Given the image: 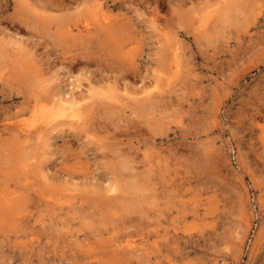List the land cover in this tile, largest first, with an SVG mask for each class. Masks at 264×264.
I'll return each instance as SVG.
<instances>
[{
  "label": "rangeland",
  "instance_id": "rangeland-1",
  "mask_svg": "<svg viewBox=\"0 0 264 264\" xmlns=\"http://www.w3.org/2000/svg\"><path fill=\"white\" fill-rule=\"evenodd\" d=\"M32 1L0 0V264H264V0ZM93 80L131 94L33 146L57 85Z\"/></svg>",
  "mask_w": 264,
  "mask_h": 264
},
{
  "label": "bare ground",
  "instance_id": "bare-ground-1",
  "mask_svg": "<svg viewBox=\"0 0 264 264\" xmlns=\"http://www.w3.org/2000/svg\"><path fill=\"white\" fill-rule=\"evenodd\" d=\"M27 4H29V5H31V7H30V10H33V12L35 11L36 12V14L38 15L39 14V16H41L40 15V12H38V11H36V9L37 8H41V7H43V6H39V4L37 3V2H34V1H30V0H28V2H27V0H24ZM61 4H62V2H60ZM64 3V2H63ZM56 5V4H55ZM54 5V6H55ZM27 6V5H26ZM63 6V5H62ZM34 12V13H35ZM35 14V15H36ZM222 14H226V11H224L223 10V13ZM55 17V16H54ZM226 17V16H225ZM229 17V16H228ZM20 39H22V38H20ZM12 41H13V39H12ZM19 43V42H21V41H19V40H16L15 42L13 41V43ZM16 45V44H15ZM20 45V48H21V44H19ZM16 49H17V46L15 47ZM24 48H26V47H23V49ZM22 49V48H21ZM24 50H26V55L28 54H31V53H29L30 51H28L29 49L27 48V49H24ZM23 52V51H22ZM21 54V53H20ZM25 54V53H24ZM33 55V54H32ZM23 56V55H22ZM29 56H31V55H29ZM24 57V56H23ZM27 57V56H26ZM32 60L31 61H34V62H36L37 63V61H35V58H33V56H32V58H31ZM34 59V60H33ZM177 60H178V58H177ZM31 61L29 62L30 63V66L31 65H33L32 63H31ZM35 63V65L37 66V64ZM27 66V65H26ZM38 66H40V65H38ZM37 66V68H41V67H38ZM26 68V67H25ZM27 68H29V67H27ZM34 70V69H33ZM38 70V69H37ZM35 72V71H34ZM40 72V71H39ZM32 74H34V73H32ZM43 75V72H42V74H41V76ZM43 77V76H42ZM53 80H54V78H52ZM39 80H41V79H39ZM44 80H45V84H47V81H46V78H44ZM48 80H50V78L48 79ZM92 80V79H91ZM32 81V80H31ZM44 81H43V79H42V83H43ZM59 82V81H58ZM58 82H56V83H58ZM48 83H50V81H48ZM53 83V82H52ZM79 83V82H78ZM81 83V82H80ZM92 84H94L93 86H91ZM96 83L94 82V80H93V82L91 83V85H89V87L85 90V91H82L83 90V88L81 89V84H78L77 85V83H76V85L77 86H75V83H73V85H74V89H75V87H76V89H77V87H78V90H81L80 91V93L79 94H75V93H72L71 91L70 92H65V91H63V90H61L60 89V85H57V87L58 88H56L55 89V91L53 90V88H52V90H53V92H52V94H51V100L49 101H47V103H48V106H46L45 104V106H43V108H45L44 110L41 108V110H43L42 111V113L40 114L41 115V121H43V122H41V124L42 125H40L39 127H40V129L38 130L37 128H36V130H35V132H33V134H28L27 133V136H26V133H25V135L22 133V131L23 130H25V129H23V130H21V132H18V133H22L23 134V140L22 141H24L23 142V144H25V140H24V138H25V136H26V138H32V139H34V143L32 142V145L34 146H40V145H42V146H49L51 143L48 141L49 140V132L47 131V130H50V131H58L59 129H63V127H72L71 129H73L74 128V126H76V125H79V124H84V120L86 119V116H87V114H89V113H87L90 109H93L94 110V108L95 109H97L98 108V105L97 104H95L96 102H94V101H96V99H98L97 101H99L98 102V104H100L101 103V101L99 100V99H101V97L103 96L104 98L105 97H109V100L111 99V101H112V103H113V100H117L118 99V102L119 101H121L119 98H123L124 99V97H126V95H127V97L126 98H128L129 96V93L131 94V92H129V90L127 89V88H129V86L126 88H124L123 89V91H124V93H126V95H122V93H120L119 92V88H115V87H112V89L111 90H107V89H97L96 88V85H95ZM33 85V84H32ZM50 85V84H49ZM44 86V85H43ZM51 87V86H50ZM98 87V86H97ZM101 87V86H100ZM109 87H111V86H109ZM108 87V89H110ZM117 87V86H116ZM41 88H43V87H41ZM69 88V87H68ZM67 88V89H68ZM73 88V87H72ZM80 88V89H79ZM66 89V91H68ZM132 89V88H131ZM69 90H71V88L69 89ZM132 91V90H131ZM134 91V90H133ZM139 91V90H138ZM142 91V90H141ZM74 92H75V90H74ZM77 92H79V91H77ZM135 92V91H134ZM133 92V93H134ZM140 92V91H139ZM138 92V93H139ZM67 93V94H66ZM143 93V92H142ZM145 93H146V98L148 99V100H150L148 97H150L149 96V93L148 92H146L145 91ZM148 93V94H147ZM99 95L101 96V97H99ZM135 95V99H136V97H138V99L137 100H134V101H137V102H140L141 103V105H145L144 103L146 102L144 99H139V96L140 95H138V94H133V96ZM138 95V96H137ZM160 96V95H159ZM103 97H102V101H103ZM130 97H131V95H130ZM142 97V95L140 96V98ZM144 98H145V96H143ZM154 98V96L151 98V99H153ZM157 98V97H156ZM156 98H154V100L153 101H156L157 99ZM106 99V98H105ZM131 99H132V97H131ZM156 99V100H155ZM160 99V98H159ZM158 99V100H159ZM162 99V98H161ZM108 100V99H107ZM107 100H104L102 103H104L105 101H107ZM115 100V102H117ZM128 100V99H127ZM110 101V102H111ZM130 101H132V100H130ZM152 101V102H153ZM108 102V101H107ZM106 102V103H107ZM118 102H117V104H118ZM127 102H129V100L127 101ZM101 103V104H102ZM121 103H123L124 104V102H120L119 104L121 105ZM126 103V102H125ZM131 103V102H130ZM153 103H155V102H153ZM150 104V107H151V105H155V104ZM158 104H156V106H158V107H160V102H157ZM94 104V105H93ZM108 104L110 105V103L108 102ZM108 104H105V107H106V105H108ZM132 104V103H131ZM130 104V107H132V105ZM139 104V103H138ZM95 105H97V108L95 107ZM109 105L106 107V108H108L109 107ZM120 105H118L119 107H120ZM135 104L133 103V106H134ZM103 106H104V104H103ZM114 106V105H113ZM122 106H124V105H122ZM126 106V105H125ZM127 106H129V104L127 105ZM126 106V107H127ZM136 106V105H135ZM134 106V107H135ZM146 107H148L147 105H145ZM34 107V106H33ZM40 107V106H39ZM133 107V108H134ZM35 108V107H34ZM99 108H100V106H99ZM121 108H123V107H121ZM132 108V109H133ZM135 108H138V107H135ZM140 108V107H139ZM142 108V107H141ZM141 108H140V110H141ZM33 109V108H32ZM143 109H145V108H142V110ZM134 110V109H133ZM136 110V109H135ZM135 110H134V112H135ZM142 110H141V112H142ZM37 111H39V110H37ZM96 111V110H95ZM94 111V112H95ZM100 110L98 109L97 110V112H99ZM102 111V110H101ZM40 112V111H39ZM94 112H92L93 114H94ZM136 112H139L138 110L136 111ZM92 113H90V116H93L92 115ZM97 113H95V115H96ZM93 117H95V116H93ZM84 121V122H83ZM87 121V120H86ZM88 121H90L89 119H88ZM17 125V124H16ZM91 125V124H90ZM15 126V125H14ZM45 127H49V129H44ZM77 127V126H76ZM75 127V128H76ZM89 127V126H88ZM70 129H68L67 131H69ZM97 130V129H96ZM61 131H63V130H61ZM61 131H58V132H61ZM70 131H72V130H70ZM87 131V130H86ZM65 132V131H64ZM51 133V132H50ZM66 133V132H65ZM90 134V133H89ZM91 134H93V133H91ZM90 134V135H91ZM115 135V134H114ZM89 136V135H88ZM116 137V136H115ZM116 138H118V137H116ZM120 138V137H119ZM115 140H117V139H115ZM21 142V141H20ZM117 143H120V141L119 140H117L116 141ZM106 143H107V141H106ZM121 143H123V141H122V139H121ZM22 144V145H23ZM116 144V143H115ZM103 145H104V143H103ZM117 145V144H116ZM29 146V145H28ZM99 146V145H98ZM109 146H111V144L109 145ZM124 146V145H123ZM22 147V146H21ZM31 147V146H30ZM100 147V146H99ZM105 147H107V146H105ZM104 146H103V148H105ZM114 147V146H113ZM120 147V146H119ZM125 147V146H124ZM27 148V147H26ZM108 148V147H107ZM122 148V147H121ZM37 149V148H36ZM113 149V148H112ZM123 149V148H122ZM116 150V149H115ZM119 150V149H118ZM121 150V149H120ZM107 151H108V149H107ZM125 151V150H124ZM127 151H128V149H127ZM114 152V151H113ZM130 152V151H129ZM154 152H156V151H154ZM115 153V152H114ZM119 154V153H118ZM117 154V155H118ZM123 154V153H122ZM149 154V153H148ZM148 154L146 155H144V157L146 156H148ZM113 155V154H112ZM130 155V154H129ZM152 155V154H151ZM154 155H155V153H154ZM120 156V155H119ZM123 156V155H122ZM132 156H133V154H132ZM155 156H157L156 157V159L158 158V156H159V158H161L160 157V154H156ZM154 156V157H155ZM143 157V159H145ZM149 157H152V156H150V154H149ZM148 157V158H149ZM118 158V157H117ZM142 158V157H141ZM157 159V161L156 160H154V161H156L155 163H157V166L159 167H157L156 166V164H155V166L158 168V170L157 171H159V174H161V173H163V170H164V172L165 171H167V170H165V166L163 165V163L162 162H160L159 160L160 159ZM114 159V158H113ZM120 159V158H119ZM210 159V158H209ZM131 158H129L127 155H126V153H125V155L123 156V158H121L120 159V167H116L118 170L119 169H121V171H123L122 169H126L125 171L126 172H120V174H119V180L117 179V181L118 182H116V180H114L115 182L114 183H112L110 186H109V190L112 192V193H115L118 189V191H120L121 193L119 194V197L121 198V199H123V200H125L126 201V203L128 202V199L130 198V195H132L133 194V196L131 197V198H133V197H135L134 196V194H138L139 195V193H141V192H143V185H142V183H141V181H142V179H143V181H144V178H145V174H143L142 173V171H144L143 169H138L137 167V165H135L136 164V162H135V164H133L131 161H133V160H131ZM145 160H148V159H145ZM150 160V159H149ZM152 160H153V158H151V160L150 161H148V164H147V166L148 165H150V168L149 167H144V168H146L145 170H146V174L149 172L150 173V175H151V173L153 172V173H155L154 171V168H155V166H152L153 164V162H152ZM112 161V160H111ZM117 163V162H116ZM109 164H110V162H109ZM46 165V164H45ZM45 165H43V166H45ZM119 165V164H118ZM140 166V168H142L143 167V165H141V164H139ZM161 165H163V166H161ZM41 166V165H40ZM39 166V167H40ZM38 167V169L44 174V176L46 177V178H48L47 177V175H49V174H47V169L45 168V167ZM47 166V165H46ZM152 166V167H151ZM114 167V166H113ZM113 167H112V169H113ZM154 167V168H153ZM116 168H115V170H116ZM167 168H168V166H167ZM149 169H150V171H149ZM46 170V171H45ZM141 170V171H140ZM114 171V170H113ZM161 171V172H160ZM170 171V170H169ZM115 173L116 172H118V171H114ZM152 173V174H153ZM157 173V172H156ZM144 175V176H143ZM148 175V174H147ZM156 175V174H155ZM143 176V177H142ZM148 178L150 177L149 175L147 176ZM49 179V178H48ZM116 179V178H115ZM51 180V179H50ZM145 184L144 185H146V181L144 182ZM109 185V184H108ZM108 187V186H107ZM107 190V189H106ZM105 190V191H106ZM44 190H42V192H43ZM139 191H141V192H139ZM23 193H25L26 194V192H23ZM44 193V192H43ZM119 193V192H118ZM108 194H110V193H108ZM141 194H143V193H141ZM19 195V194H18ZM17 195V196H18ZM102 195V197L104 196L103 194H101ZM110 196V195H109ZM118 196V195H117ZM23 197H27V196H21V198H23ZM111 198L113 197V196H110ZM109 197V198H110ZM116 196H114L113 198H115ZM119 197H118V200H117V202L118 203H120V199H119ZM24 198V199H25ZM104 198V197H103ZM106 198V197H105ZM104 198V199H105ZM109 198H108V200H109ZM98 200V199H97ZM129 200H131L132 201V199H129ZM133 200H134V198H133ZM15 201V200H14ZM17 201H18V197H17ZM99 201H102L101 199H99ZM122 201V200H121ZM125 201L124 202H122V203H125ZM130 201V202H131ZM98 202V201H97ZM107 202V201H106ZM133 202V201H132ZM110 203L112 204V203H114V200H113V202H111V200H110ZM110 203H109V201H108V203H107V208L105 207V202H104V204L102 203L101 205H102V207H103V205H104V209H108L109 208V206L111 207V205H110ZM14 206L15 205H17L16 204V202L15 203H12ZM21 204H23V203H21ZM108 204H109V206H108ZM128 204V203H127ZM126 204V205H127ZM130 204V203H129ZM133 204V203H132ZM118 206V205H120V204H115V206ZM125 205V206H126ZM1 206V205H0ZM130 206V205H129ZM128 206V207H129ZM112 207H113V205H112ZM121 207V206H120ZM130 207H132V206H130ZM127 208V207H126ZM125 208V209H126ZM114 209V208H113ZM112 209V210H113ZM116 209H117V207H116ZM122 208H120V210H121ZM123 210V209H122ZM9 211V210H8ZM10 211H11V209H10ZM9 214H11V213H9ZM126 245H127V247H129V246H131L132 245V241L131 240H127L126 241V243H125V247H126Z\"/></svg>",
  "mask_w": 264,
  "mask_h": 264
}]
</instances>
